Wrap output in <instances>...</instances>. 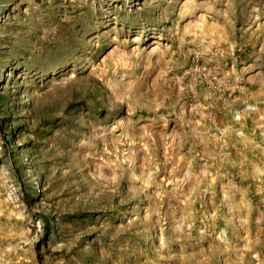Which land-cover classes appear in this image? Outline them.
<instances>
[{
	"label": "rangeland",
	"instance_id": "obj_1",
	"mask_svg": "<svg viewBox=\"0 0 264 264\" xmlns=\"http://www.w3.org/2000/svg\"><path fill=\"white\" fill-rule=\"evenodd\" d=\"M0 264H264V0H0Z\"/></svg>",
	"mask_w": 264,
	"mask_h": 264
}]
</instances>
